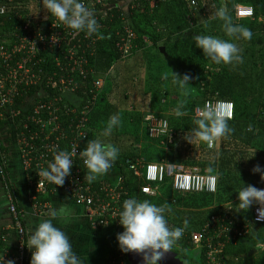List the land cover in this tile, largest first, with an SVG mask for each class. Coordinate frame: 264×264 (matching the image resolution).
I'll use <instances>...</instances> for the list:
<instances>
[{
  "label": "trees",
  "instance_id": "trees-1",
  "mask_svg": "<svg viewBox=\"0 0 264 264\" xmlns=\"http://www.w3.org/2000/svg\"><path fill=\"white\" fill-rule=\"evenodd\" d=\"M123 3L130 1L108 0L107 5L94 11L99 35L106 38L100 39L98 34H93L95 53H87L91 65L100 75H105L106 81L97 104L89 114L87 128L90 140L111 143L119 149L117 160L103 179L111 181L114 186L118 185V190L122 192L121 204L125 199L135 197L140 201L159 200L160 205H167L171 209L165 214L170 228L183 227V221L187 220L182 237L173 247L185 258L190 251L198 250L196 261L208 264L205 240L197 246L193 235L203 231L206 224H209L208 233L216 234L217 227H213L210 219L213 215L226 212L232 219L241 220L237 224L248 223L249 229L239 237L232 238L230 234L229 240L224 235L215 236L216 243L224 242L217 255L219 260L224 264H264V223H255L252 219L253 209L258 203L254 201L247 210H239L238 205V192L243 186L264 189L260 174L252 171L256 165L264 169V90L260 91L259 100L253 97V85L264 80V49H260L262 53L258 56L259 47L255 45L260 44L264 48V0H168L153 5L148 0H142V5L127 11L129 25L137 38L131 54L125 59L120 57L116 46V31L121 22L117 17L110 19V14L119 15ZM240 4L251 6L254 17L236 20L234 11ZM0 6L6 7L5 14L0 15V42L8 43L14 39L16 32H20L17 26H23L24 20L29 19L31 24L46 28L53 18L43 7L42 0H0ZM220 6L228 9L236 24L251 29V40H237L225 35L223 21L210 18ZM102 13H106L105 19H102ZM18 14L25 18L18 19ZM198 34L236 43L242 49L243 63L217 65L204 57L202 49L197 48L193 40ZM150 41L152 44H149ZM71 43L86 45L80 36H76ZM161 46L165 47V53L161 52ZM260 64L262 67H257ZM173 72L191 77L187 96L173 85ZM163 76L168 79H162ZM171 94H177L180 101L170 100ZM219 99L234 103V116L228 121L233 129L232 134L218 140V146L212 149L205 143L198 146L197 141L189 143L185 140V133H190L195 127V108L206 100ZM181 101L185 102L182 111L186 114L180 117L173 114L166 118V111L171 107L176 108ZM116 114L120 125L113 129L109 137H102L100 133L109 118ZM148 115L166 118L170 131L163 136H151L146 120ZM2 127L3 122L0 121V129ZM169 134L171 143L167 145L168 150H164V146H159L165 144ZM154 146L158 149L152 154ZM6 154L7 147L3 146L0 151L2 160ZM128 160L133 163L138 160L144 164L167 161L189 167L199 166L202 172L208 170L217 176V191L214 194H182V198L176 199L175 206L170 207L171 199L175 197L171 184H157L160 193L156 196L142 194L140 188L145 180L129 168ZM199 200L206 203L208 208H193ZM228 204L232 205L230 211ZM112 225L108 228L123 229L121 224ZM2 235L0 251L13 249L15 243L4 242ZM253 250L258 253L253 255ZM122 260L124 264H131L127 253L116 249L111 251L105 264H120Z\"/></svg>",
  "mask_w": 264,
  "mask_h": 264
},
{
  "label": "built area",
  "instance_id": "built-area-1",
  "mask_svg": "<svg viewBox=\"0 0 264 264\" xmlns=\"http://www.w3.org/2000/svg\"><path fill=\"white\" fill-rule=\"evenodd\" d=\"M129 1L130 3L122 4L119 15L110 14L111 20L118 18L121 22L116 31L118 38L116 46L120 57L124 59L131 54L137 38L129 25L127 11L129 8L135 9L142 5V0ZM148 1L153 5L168 0ZM84 3L94 12L99 11L98 8L102 5H107L108 0H84ZM5 12L6 7L0 6V15ZM234 14L237 19L253 18L254 10L251 6L240 4L235 7ZM101 16L105 19L106 13H102ZM17 18L24 19L25 16L18 14ZM31 23L29 19L24 20L23 26H17L20 32H16L14 39L8 43L0 42V121L3 122L0 129V151L5 146L3 134L7 131L10 134L11 126L14 125L18 131L17 140L23 168L33 189L35 207L40 213L48 211L49 202L39 197L62 191L71 196L77 205L85 208L88 221L93 228L119 225L118 216L122 210V192L118 190L120 188L104 179L96 184L88 183L84 179L86 167L80 156V152L91 139L87 128L89 114L97 104L106 83L105 75H100L96 71L87 54L95 53L93 47L95 37L86 36L83 32L74 36L73 30L55 17L46 28ZM76 36H80L83 42L86 41L85 47L82 43H71ZM215 102L230 104L233 118L235 108L232 101L221 99L205 101ZM205 103L196 107L195 113L202 110ZM146 118L150 134L155 130V135L151 136L158 137L169 132V123L165 118L159 119L152 115ZM60 150L71 153L73 165L71 174L65 178L64 184L54 185L40 178L38 171L46 168L48 163L52 162L54 153ZM128 162L129 168L145 180L140 189L142 194L148 196L159 194L157 184L164 182L171 184L172 190L178 194H214L217 191V176L207 170L202 172L195 167L189 170L184 165L167 161L146 164L138 160L136 163L130 160ZM4 165L5 162L0 155V173L17 237L13 249L0 251V260H4L5 264L9 260L14 264H29L32 250L26 245L28 229L24 223V212L18 207L6 179ZM194 182L199 183V188L193 187ZM262 208L264 207L258 204L253 209L252 219L255 223H264V219L257 218ZM231 209L232 205L228 204V211ZM210 220L213 227H217L216 234L208 233L209 224H206L203 231L194 233L193 241L198 246L205 240L208 247V264H224L217 256L224 242L216 243L215 236L224 235L228 240L230 234L232 238L239 237L248 231L249 224H237L241 220L232 219L226 212L213 215ZM120 264H124V260Z\"/></svg>",
  "mask_w": 264,
  "mask_h": 264
},
{
  "label": "clouds",
  "instance_id": "clouds-1",
  "mask_svg": "<svg viewBox=\"0 0 264 264\" xmlns=\"http://www.w3.org/2000/svg\"><path fill=\"white\" fill-rule=\"evenodd\" d=\"M42 4L53 17L73 30L74 36L83 32L89 37L98 34V38H106L99 35V24L94 12L86 7L84 0H42ZM210 18L223 21L222 28L229 38L252 39L251 29L236 24L226 7H218ZM193 40L195 46L202 49L204 57L217 65L243 63L242 49L230 40L199 34L195 35ZM162 79L166 80L168 77L163 76ZM190 79L188 74L181 76L174 73L172 83L187 96ZM184 107L185 102L181 101L173 110L175 116L185 115L186 113L182 111ZM231 118L230 104L205 103L203 109L196 113L195 127L190 133H185L184 139L189 143L203 142L212 149L218 140L226 139L232 134L233 129L228 123ZM119 125L118 114L112 115L100 135L109 137L113 129ZM118 154L119 149L111 143H104L98 139L88 141L80 152L87 169L84 179L92 183L98 177L105 175L117 160ZM254 154L248 158L253 157ZM72 165L71 153L60 150L54 153L52 162L48 163L46 168L38 171V175L51 184L63 185L65 178L71 174ZM252 171L259 173L261 180H264V169L260 165L254 166ZM193 187L199 188V183L194 182ZM238 200L239 210H247L254 201L264 204V189L252 185L243 186L238 192ZM170 211L167 205L158 206L148 200L140 201L135 197L125 199L118 216L119 223L123 226V231L117 233L121 251L144 253L146 264H158L162 256L173 249L188 224V221L184 220L183 227L170 228L165 215ZM72 214L73 210L65 206L48 210L49 218L42 220L27 240L26 245L32 250L30 264H83L82 259L73 250L69 236L53 223V220L67 222ZM257 218L264 219V208L260 210ZM0 264H5L4 260H0ZM6 264H14V262L9 260Z\"/></svg>",
  "mask_w": 264,
  "mask_h": 264
},
{
  "label": "crops",
  "instance_id": "crops-1",
  "mask_svg": "<svg viewBox=\"0 0 264 264\" xmlns=\"http://www.w3.org/2000/svg\"><path fill=\"white\" fill-rule=\"evenodd\" d=\"M236 20H239L236 18ZM9 127V125H8ZM7 128V127H6ZM5 132V146L7 147V154L4 156V171L7 181L9 182L10 188L15 196L18 207L24 212V223L28 229V238L38 226V224L48 219V211L44 214L40 213L35 207L32 194L33 189L29 185V177L27 172L24 170L20 155V147L18 145V131L15 126H11V133ZM108 175V174H107ZM108 177H111L108 175ZM116 177V176H115ZM111 178V179H115ZM103 176H100L95 180V184L102 180ZM0 190L2 192V199L6 201L5 208L0 209V235L3 234L2 240L7 243H14L16 239V233L14 230V223L9 213V200L4 187L3 179L0 173ZM41 200L49 202V209H56L60 206H65L73 210V214L68 217L67 222H61L59 220H53V223L60 227L70 238L73 250L78 257L83 259L85 253V244L91 242L95 238L100 236H109L115 238V247L110 245L105 255L100 261L93 263L83 262V264H105L110 257L111 251L120 249L117 245V233L123 231V229L115 228H93L88 221L87 211L84 207L77 205L73 198L64 192H51L49 194L42 195L39 197ZM3 201L1 200L0 203ZM2 211V212H1ZM116 225V224H115ZM113 226V225H112ZM88 252V251H86Z\"/></svg>",
  "mask_w": 264,
  "mask_h": 264
},
{
  "label": "rangeland",
  "instance_id": "rangeland-1",
  "mask_svg": "<svg viewBox=\"0 0 264 264\" xmlns=\"http://www.w3.org/2000/svg\"><path fill=\"white\" fill-rule=\"evenodd\" d=\"M149 44H152L151 43V41L149 42ZM255 45H257L258 47H259V54H258V56H260V53H262V51H260V49H264L263 48V45H260V44H255ZM154 63V62H153ZM157 63V58L155 59V64ZM154 64V65H155ZM145 66H146V68H147V64H145ZM257 67H262V65L260 64V66L259 65H257ZM146 68H144V71H146ZM171 84V83H170ZM253 89H254V91H255V93H254V98L255 99H258V98H260V91L262 90H264V80H262V81H258V82H256V84H254L253 85ZM169 98H170V100H175L176 102H178V100H179V97H178V95L177 94H171V96H169ZM167 100H169V99H167ZM259 100V99H258ZM164 101V100H163ZM180 101V100H179ZM175 109V107H171L169 110H167L166 111V113L164 114V116L167 118L168 116H170V115H173L174 114V110ZM195 112V111H194ZM195 115H196V113H195ZM165 118V119H166ZM147 119V118H146ZM159 119H161V118H159ZM167 120V119H166ZM168 121V120H167ZM169 131H170V127H169ZM150 135H155V130H152L151 131V134ZM163 136V135H162ZM168 140H166L165 141V144L164 145H162V146H159V147H163V149L165 150L166 148H168V144H170L171 143V139H172V137H171V134H169L168 135ZM197 143H198V146H202L204 143L203 142H199V141H197ZM217 143V142H216ZM215 143V145L214 146H218V144H216ZM152 149H153V153L152 154H154V151H156L157 149H158V147H156V146H154V147H152ZM166 150H168V149H166ZM142 163V162H141ZM149 163H152V162H149ZM154 163H156V162H154ZM144 164V163H143ZM143 164H141V166L143 165ZM146 164V163H145ZM186 168H188L189 170H191V169H193V167H195V168H198V169H200V167L199 166H191V167H189V166H185ZM208 171V170H207ZM209 172V171H208ZM110 175L111 176H113V174L112 173H110ZM216 176V175H215ZM103 177H104V175H103ZM174 194H175V197H173L172 199H171V203L169 204L170 205V207H174L175 206V202H177L176 201V199L177 200H179L180 198H182V194H176L175 192H174ZM2 192H1V190H0V202H1V200L3 201L2 203H0V209H4L6 206H5V204H6V201L4 200V198L2 199ZM151 203H153V204H156V205H160V204H162V203H159V200H151L150 201ZM261 207H264V204H260V203H258ZM206 205V203H204L203 201H198L197 203H196V205H194L193 206V208H195V209H197V210H200V209H206V208H208L207 206H205ZM211 205V204H210ZM202 207V208H201ZM210 207V206H209ZM2 212V211H1ZM110 245H112L113 247H115L114 245H116L115 244V238L114 237H112V238H110L109 236H100V237H98V238H95L94 240H92L91 242H89V243H87V244H85V250L86 251H88V252H86L85 251V253L83 254V259H82V261L83 262H90V263H93V262H96L97 260L98 261H100L105 255H107V250H108V247H110ZM118 245V244H117ZM119 246V245H118ZM263 248V247H262ZM251 252H253V255H256L257 253H258V251L257 250H253V251H251ZM198 254H199V251L198 250H193V251H190L189 252V256L188 257H186L185 259H186V263L187 264H199L197 261H196V258H197V256H198Z\"/></svg>",
  "mask_w": 264,
  "mask_h": 264
},
{
  "label": "water",
  "instance_id": "water-1",
  "mask_svg": "<svg viewBox=\"0 0 264 264\" xmlns=\"http://www.w3.org/2000/svg\"><path fill=\"white\" fill-rule=\"evenodd\" d=\"M160 50L165 53V47L161 46ZM151 253L149 252V255ZM129 261L131 264H146L144 260V253H138L135 251L127 252ZM158 264H187L183 255L175 252L174 248L165 253Z\"/></svg>",
  "mask_w": 264,
  "mask_h": 264
}]
</instances>
